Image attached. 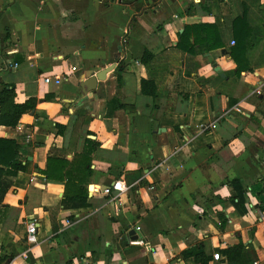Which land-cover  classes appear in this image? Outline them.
<instances>
[{
	"label": "crops",
	"instance_id": "obj_1",
	"mask_svg": "<svg viewBox=\"0 0 264 264\" xmlns=\"http://www.w3.org/2000/svg\"><path fill=\"white\" fill-rule=\"evenodd\" d=\"M111 63L84 95L79 83ZM0 82L36 99L0 125L25 167L3 177L0 264H264V0H0ZM48 157L66 162L55 179Z\"/></svg>",
	"mask_w": 264,
	"mask_h": 264
},
{
	"label": "trees",
	"instance_id": "obj_2",
	"mask_svg": "<svg viewBox=\"0 0 264 264\" xmlns=\"http://www.w3.org/2000/svg\"><path fill=\"white\" fill-rule=\"evenodd\" d=\"M244 19V15L235 18L234 25H236L240 21H245ZM248 30L249 28L247 27V31ZM187 31L188 28L184 29L181 35V40L178 43V47L180 48H182L183 38L187 34ZM245 52V37L240 38V40L230 49V54L232 55L234 61L237 63L238 73L246 68ZM151 57L152 55L148 51H144L141 60L142 62L147 63V61ZM151 83L152 82L150 81L142 80V92L154 94V88L149 87V84ZM15 95V84L0 82V125L15 127L18 124L22 114L33 110L36 107V99L34 97H30L24 102L20 103L15 101ZM107 113L108 115L111 114L109 110L107 111ZM92 145L94 144L90 143L89 140H86V146H88V154L93 149ZM18 148L19 146L15 140L0 137V166L2 167L0 168V201L2 200L3 196L5 195L6 191L10 186V181H5L3 177L14 176L19 171L25 169L24 165L15 160L16 155L18 153ZM47 161V167L43 173L45 174L47 179H55V175L51 172H53L58 167L65 166L66 162L54 157H48ZM4 167H6V169H3ZM68 180L71 179L68 178ZM231 185L235 192L234 196L231 197V200L235 207L239 209L240 206H244V201L246 198L245 191L241 185V182L238 179H233L231 181ZM71 199L80 200L78 206H86L85 198L83 197L76 196L71 197ZM223 254L229 260L239 261L241 260V255L243 254V246L241 243H238L233 247L224 249ZM6 258L7 256L0 255V263ZM195 259L200 264H207L209 257L205 256L203 253H196ZM250 264H252V262H250Z\"/></svg>",
	"mask_w": 264,
	"mask_h": 264
},
{
	"label": "built area",
	"instance_id": "obj_3",
	"mask_svg": "<svg viewBox=\"0 0 264 264\" xmlns=\"http://www.w3.org/2000/svg\"><path fill=\"white\" fill-rule=\"evenodd\" d=\"M51 79H52V77H50V76L44 77V81L46 83L50 82ZM55 82L59 83V79L56 78ZM111 188H113V189H115L117 191H123L125 189V186H124L122 181H116L112 185ZM111 188H105L103 191L105 193H108V192H110ZM260 217H261V219H264V212L262 213V215H260ZM136 228L139 229V227H136ZM36 231H37V227H36L35 223L34 222L29 223L28 226H27V235H26V241L28 243H35L37 241ZM143 243H144V241L142 239H136L135 241H132V244H143ZM213 258L215 260H218L220 258L219 253H214L213 254ZM252 264H258V263L256 261H254V262H252Z\"/></svg>",
	"mask_w": 264,
	"mask_h": 264
},
{
	"label": "water",
	"instance_id": "obj_4",
	"mask_svg": "<svg viewBox=\"0 0 264 264\" xmlns=\"http://www.w3.org/2000/svg\"><path fill=\"white\" fill-rule=\"evenodd\" d=\"M115 63H111L108 67L99 69L95 74L92 72L87 74V78L79 83L81 92L84 95L88 93H93L96 90L98 82L102 81L105 78V74L114 69Z\"/></svg>",
	"mask_w": 264,
	"mask_h": 264
}]
</instances>
